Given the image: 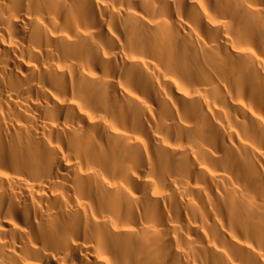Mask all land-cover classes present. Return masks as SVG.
Returning <instances> with one entry per match:
<instances>
[{
    "label": "bare ground",
    "instance_id": "obj_1",
    "mask_svg": "<svg viewBox=\"0 0 264 264\" xmlns=\"http://www.w3.org/2000/svg\"><path fill=\"white\" fill-rule=\"evenodd\" d=\"M0 264H264V0H0Z\"/></svg>",
    "mask_w": 264,
    "mask_h": 264
}]
</instances>
